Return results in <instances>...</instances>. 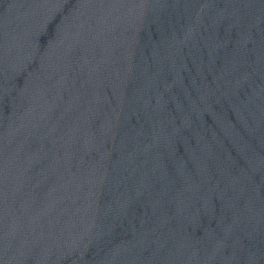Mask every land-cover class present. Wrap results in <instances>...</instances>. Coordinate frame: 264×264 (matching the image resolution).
Instances as JSON below:
<instances>
[{
	"label": "water",
	"instance_id": "water-1",
	"mask_svg": "<svg viewBox=\"0 0 264 264\" xmlns=\"http://www.w3.org/2000/svg\"><path fill=\"white\" fill-rule=\"evenodd\" d=\"M0 264H264V0H0Z\"/></svg>",
	"mask_w": 264,
	"mask_h": 264
}]
</instances>
